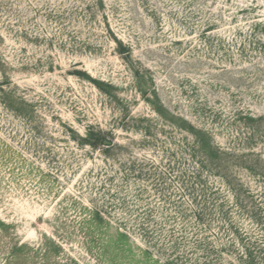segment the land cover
<instances>
[{"label":"rangeland","instance_id":"1","mask_svg":"<svg viewBox=\"0 0 264 264\" xmlns=\"http://www.w3.org/2000/svg\"><path fill=\"white\" fill-rule=\"evenodd\" d=\"M0 264H264V0H0Z\"/></svg>","mask_w":264,"mask_h":264}]
</instances>
